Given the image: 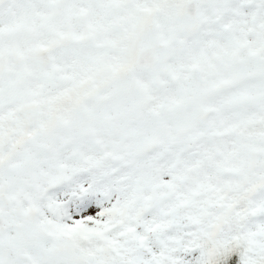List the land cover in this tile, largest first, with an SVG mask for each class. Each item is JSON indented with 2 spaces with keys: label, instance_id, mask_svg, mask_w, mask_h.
Returning <instances> with one entry per match:
<instances>
[{
  "label": "snow or ice",
  "instance_id": "obj_1",
  "mask_svg": "<svg viewBox=\"0 0 264 264\" xmlns=\"http://www.w3.org/2000/svg\"><path fill=\"white\" fill-rule=\"evenodd\" d=\"M0 264H264V0H0Z\"/></svg>",
  "mask_w": 264,
  "mask_h": 264
}]
</instances>
